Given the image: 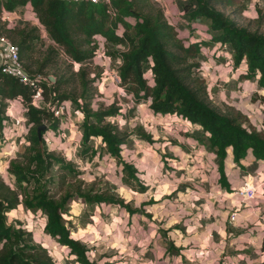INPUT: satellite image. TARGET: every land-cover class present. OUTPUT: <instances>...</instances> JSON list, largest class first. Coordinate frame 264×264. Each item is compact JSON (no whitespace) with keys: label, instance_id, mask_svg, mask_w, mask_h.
<instances>
[{"label":"rangeland","instance_id":"374dc122","mask_svg":"<svg viewBox=\"0 0 264 264\" xmlns=\"http://www.w3.org/2000/svg\"><path fill=\"white\" fill-rule=\"evenodd\" d=\"M220 1L225 4L220 5ZM186 2L142 0L136 7L141 15L157 17L161 14L164 22L173 29L174 40L182 46L205 44L199 53H193L183 64L190 67L188 84L201 92L211 108L264 136V88L243 79L244 61L235 68L232 49L228 45L211 42L208 20L188 21L179 9ZM213 7L237 28L264 35V0H217ZM30 12L29 6L19 7L14 16L13 12L0 6V34L17 46L18 39L7 36L3 32L5 29L17 26L30 35L28 48L22 52L19 49V54L25 70L33 77L44 79L39 86L45 83L47 88L57 89L59 95L76 99L79 105L84 103L80 96L85 94L92 111L107 110L113 103L119 107L120 115L107 119V122L125 137L121 159L133 167L137 181L107 154L99 139L90 140L88 157H82L83 117L74 102L66 100L61 103L63 110L57 116L54 106L46 104L58 119V128L52 131L48 128L49 123L43 121L45 132H42L43 143L39 147L41 153L46 150V153L62 159L71 171L53 164L40 181L30 180L19 187L9 169L12 163L28 167V157L32 154L27 140L29 135L15 124V118L21 124L27 122V112L24 104L7 102L5 129L1 132L0 128V179L18 197L15 209L7 214V223L29 233L33 244L48 251L53 264H77L68 250L46 235L41 212L25 206V200L38 189L46 190L48 198L56 201L69 193L71 198L63 214L65 226L70 236L86 247L91 262L198 264L197 256L196 259L185 256V253L193 254L195 250L203 249L197 241L193 243L189 239L188 223L225 226L230 222V212L234 211L242 217L235 223L242 221L243 224L231 230L227 239L225 237L224 241L236 238L238 242L235 250H229L227 243L221 244L224 253L243 254L247 259L259 257L260 264H264V190L259 188L254 199L247 203H239L237 199L232 201L228 197L232 192L223 194L224 190L216 182V157L200 127L180 117L153 115L148 101L136 102L120 85L117 69L121 62L110 54L126 51V47L94 36L89 43L83 44L86 58L77 63L40 29L33 14L28 20ZM33 29L37 32L30 34ZM145 79L149 86L153 85L149 72H146ZM34 105L37 108L44 106L40 100ZM227 158L232 161L230 150ZM231 161H227L229 168L226 167L230 188L237 187L247 174L260 175L259 166L250 153L241 162V167ZM35 167L33 163L28 168L34 173ZM78 190L122 199L132 209L142 211L130 217L124 210L113 206L90 205L75 196ZM143 203L148 205L141 207ZM167 223L175 224L169 227ZM220 234L218 229L213 230V239L218 241Z\"/></svg>","mask_w":264,"mask_h":264},{"label":"trees","instance_id":"16d2710c","mask_svg":"<svg viewBox=\"0 0 264 264\" xmlns=\"http://www.w3.org/2000/svg\"><path fill=\"white\" fill-rule=\"evenodd\" d=\"M140 1L142 0H114L112 4L117 10L114 19L109 18L104 6L90 3L2 0L0 6L10 13L19 7L29 6L40 29L77 63L86 58L82 50L83 44L89 43L94 36L102 37L108 43L126 47V51L110 54L112 58H117L121 62L117 73L125 92L134 97L136 102L148 101L149 109L155 116H176L200 127L217 160V185L225 192L231 193L225 166L228 151H231L232 162L237 167H241V162L249 153L256 162L264 164V136L244 127L233 117L224 116L211 108L201 92L188 84L190 67L187 68L183 64L193 53H199L205 44L182 46L174 40L173 29L164 22L161 14L153 17L141 15L137 11L136 4ZM186 1L179 9L186 15L188 21L208 20L212 34L211 42L221 46L228 45L232 49L234 67L238 68L244 61L246 71L243 79L256 82L259 88H264V35L237 28L234 22L214 9L213 5L217 0ZM220 2V5L225 4ZM4 26L5 24H2V27ZM3 32L12 39H18L20 52L28 48L27 41L31 37L19 27L13 26ZM36 32L37 30L33 29L30 34ZM173 49L179 53H175ZM146 72L150 73L152 86H149L145 79ZM83 83L85 86V82ZM40 88L42 91L40 102L44 106L37 108L32 104L31 89L0 71L1 132L5 129L4 124L8 117L7 102L9 104L17 102L20 106L24 104L27 112V122L24 126L25 132L29 135L27 140L32 153L28 157L27 165L29 168L33 163L36 166L32 173L28 167L11 164L9 173L19 187L30 180L40 181V177L53 164L71 171V167L54 154H48L46 150L40 152L39 146L43 141L38 138L37 133L43 121L49 123L50 130H57L58 119L54 118L53 110L50 111L46 104L54 106L55 110L66 100L74 102L83 117L80 140L82 157H88L90 140L99 139L107 154L119 163L129 177L137 181L133 167L121 159V147L125 137L119 135L111 122H107V119L120 115L119 107L116 108L113 103L107 110L92 111L90 104L86 102L85 94L80 96L84 103L79 105L76 99L59 95L57 89L47 88L45 83H42ZM49 98H52L51 101ZM140 189L144 190L141 186ZM75 196L90 205L104 204L124 210L130 217L141 210L132 209L122 199H115L103 193L90 195L78 190ZM70 198V194L66 193L56 201L48 198L46 190L38 189L27 199L28 201L25 200V206L29 210L41 212L46 235L68 250L77 264H95L88 259L86 247L73 239L65 226L63 214ZM17 203L18 197L15 192L0 179V264H53L48 251L40 245L33 244L29 233L7 223V214L15 209ZM146 205L148 203H143L141 207Z\"/></svg>","mask_w":264,"mask_h":264},{"label":"built area","instance_id":"2783aa9c","mask_svg":"<svg viewBox=\"0 0 264 264\" xmlns=\"http://www.w3.org/2000/svg\"><path fill=\"white\" fill-rule=\"evenodd\" d=\"M63 3H90L94 5H102L105 7V12L110 19H114L117 16V10L113 7L112 2L114 0H58ZM130 1V0H129ZM14 13V12H13ZM10 15V14H9ZM6 20V19H4ZM9 20V17L7 18ZM10 21V20H9ZM0 71L7 74L19 81L24 86H27L32 91V104L41 99V88L39 83L44 80L41 77L31 76L24 68L20 58L19 48L16 44L10 42L4 35L0 34ZM18 104L17 102H15ZM60 111H59V110ZM63 105H59L55 110V115L62 112ZM15 124L25 130L24 123L21 124L18 118H15ZM23 132V131H22ZM26 133V132H25ZM24 133V134H25ZM261 188L264 190V178L259 175H247L242 184L237 187H232L231 195L234 199H237L239 203H247L254 199L257 190ZM230 222L235 223L237 221V213H230Z\"/></svg>","mask_w":264,"mask_h":264},{"label":"crops","instance_id":"0c3cea01","mask_svg":"<svg viewBox=\"0 0 264 264\" xmlns=\"http://www.w3.org/2000/svg\"><path fill=\"white\" fill-rule=\"evenodd\" d=\"M13 15L16 16L17 14L14 12ZM31 16H32V13L30 14V16L27 17L28 20L31 19ZM9 20H10V18H9ZM227 161L230 162L231 160L227 158ZM256 163L259 166L258 167V171H260L259 176L262 177L264 175V164L259 163V162H256ZM226 167L229 168V165H227V162H226ZM247 175H250V174H247ZM246 176H244L242 178V181L237 184L238 186H240L242 184V182ZM231 189H232V187L230 188V190ZM223 194L228 195L227 192H225V191ZM228 197H233V196L230 195ZM233 200H235V199L232 198V201ZM230 213H234V211H231ZM237 215H238L237 218L242 219L240 214H237ZM163 224H165V223H163ZM167 224H170L169 227H171L175 223H173V224L167 223ZM218 224L219 223H188V227H189L188 231L191 232L189 239L193 243H194V241H197V243L199 245H201V247L203 249L201 251L195 250V252L192 250L194 252L193 254L191 252H188V254L185 253V256L187 255V256H189V258L192 256L195 259H196L195 256H197V260L200 262L198 264H215V263L216 264H260L261 259L259 257L255 258V259H252V258L247 259V256L243 255V254L232 253V252L227 254V253H224V250L221 247V244L227 243L229 248H230L229 250H235L236 249V245L238 242L236 238L233 240H231V238H229L227 241H224V240H225V237H226V239L228 238V235H230V233L232 232L231 230H235L240 225L243 224L242 221L239 224L229 222L225 226L224 225L218 226ZM165 226H167V225L165 224ZM217 229L219 230V233H222V234H220L221 237H219L217 239L218 241H215V239H213V237H212V232H213V230H217ZM178 244L180 246V243H178ZM209 260H211V261L208 262Z\"/></svg>","mask_w":264,"mask_h":264},{"label":"water","instance_id":"95a60500","mask_svg":"<svg viewBox=\"0 0 264 264\" xmlns=\"http://www.w3.org/2000/svg\"><path fill=\"white\" fill-rule=\"evenodd\" d=\"M45 131V127L42 125L38 128L37 133H38V138H41V133Z\"/></svg>","mask_w":264,"mask_h":264}]
</instances>
